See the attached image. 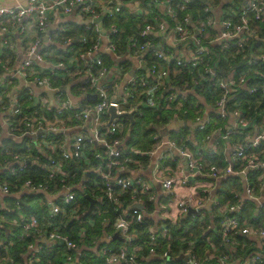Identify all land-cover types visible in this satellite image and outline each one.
<instances>
[{"label":"built area","instance_id":"2783aa9c","mask_svg":"<svg viewBox=\"0 0 264 264\" xmlns=\"http://www.w3.org/2000/svg\"><path fill=\"white\" fill-rule=\"evenodd\" d=\"M194 1L200 6L201 14L194 16L186 12L179 15L177 10L189 8ZM232 3V0H26L11 6L0 5V49L4 50V58H0V114L4 115L0 132L3 127L8 138L24 139L20 147L26 154L32 148L37 153L32 159H26L27 155L20 158L18 153H12L15 160L3 167L10 168L17 176L26 171L28 162L39 164L49 178L59 181L48 184L26 176L16 190H11L8 180L0 179V198L15 192H20L22 196L41 194L38 200L48 211V217L45 214H26L18 204L20 211L13 223L19 230L12 232L10 238L5 235L0 237V246L8 251L16 240L27 239L24 256L22 260H16L8 253L2 255L0 261L41 264L44 253L51 250L59 255L62 264H87L86 256L100 257L103 264H150L144 260L158 257L160 262L156 264H165L164 261L170 257L166 245L172 241L174 229L186 224L184 220L192 212L189 210L194 208L199 222L206 224V218L212 220L216 217V224L209 222L201 231L204 236L202 241L208 246L204 254L198 255L181 248L182 264H211L212 261L220 264H264V255L259 251L237 257L235 251L239 242L234 236L238 233L252 239L264 237V226H253L252 221L242 215L243 202L255 198V183H249L247 172L264 171V128L243 117L236 106L231 110L230 119V110L226 105L228 95L239 86L247 85L248 72L253 71L261 78L264 76V0H242L238 6ZM124 6L149 17L138 34L129 37L127 50L122 52L117 46L118 39L114 37L120 28L110 20ZM70 13H74L86 28L80 36L84 46L78 52H74L71 37L61 38L57 34V31L67 29L68 22L62 20L56 27L52 25L55 17ZM26 16H31L37 34L26 45L21 44L24 54L20 61H16V57L8 52L15 49V35L20 41H25L26 29L21 22ZM97 17H102L103 31L93 21ZM49 27L55 28L48 30ZM88 33L95 37L89 40ZM152 34L158 35L160 40L153 43ZM153 44L157 46V57H166L169 53L168 59L175 61L176 65H203L202 77L209 76L212 84L222 90L213 106L209 107L228 120L220 137L228 142L231 133L239 132L245 140L230 146L226 165L207 163L206 166L205 155L219 150L218 140L211 132L200 142L194 140V148L190 149L178 144L170 137L168 127L163 126L159 132L152 134L155 140L152 148L139 150L131 146L128 150L131 155L124 151L127 137L119 134L124 129L120 119L129 118L122 115L124 112L134 113L135 107L129 104V99L145 95L149 105H156L169 82V69L160 67L157 62L151 63L148 70L152 80L143 73H135L125 84L124 94L118 96V80L127 71L122 61L139 57ZM216 46L220 52L233 49L236 53L242 52L245 64L239 69L234 66L227 73L218 68L216 60L219 57L214 66L210 65L205 60L211 58V49ZM176 47H183L185 52L175 53ZM103 51L120 61L108 64L100 54ZM93 66L96 67L94 71ZM58 71L63 73H56ZM51 75L59 76L60 83H54ZM18 78L22 86L16 91ZM73 81L79 84L78 94H71L61 87ZM49 90L53 92L49 93ZM258 90L264 93V88L258 89L254 84L247 88L250 94ZM88 93H94L95 97H87ZM175 98L176 93L170 91L167 101L172 102ZM110 108H114L113 116ZM208 113L202 114L201 111L194 116V122H188L193 131L205 128ZM174 119L180 121L181 127L185 125L179 106H175L171 116V120ZM249 126L255 127L254 133L243 130ZM164 128H167L166 132H162ZM217 129L219 132L223 130L221 126ZM169 149L185 160L184 165L170 155ZM4 152L9 153L7 145H4ZM134 153L145 155V160L134 156ZM39 154L47 156L48 161L41 162ZM13 161L17 162L16 166L11 165ZM68 161L74 162L73 168H67ZM128 161L133 166L126 165ZM234 163H238L237 168ZM204 167H208L207 170ZM137 169L142 172L130 173V170ZM240 172L245 173L244 194L236 193L234 202L214 197L211 182H201L196 178L211 175L218 179ZM262 178L263 172H260L257 179ZM155 183L160 186L163 198L156 195L159 188ZM88 187L99 189L100 194H96L90 209L87 207L79 211L76 189L83 193ZM181 187H186V190H181ZM207 199L213 204L211 216L203 207ZM105 200L115 212L113 218L105 214L108 212ZM84 210L91 214L103 213L102 225L116 231L123 238V244L100 245L99 238L85 244L82 238L86 236L84 227L88 219L80 216ZM154 211H159L156 221L149 216ZM253 211L252 219H258L264 213V199L256 198ZM73 218L84 223L77 230L79 240L59 229L67 219ZM89 222L94 224L93 220ZM137 223L143 224L144 237L136 234ZM215 228L219 234L218 241H214L208 233ZM105 235L111 238V233ZM192 242L195 239L188 243ZM82 243L88 245L86 249L91 251L83 257ZM240 245L243 247L246 243L241 242ZM140 253L145 255L140 256ZM50 261V256H47L43 264Z\"/></svg>","mask_w":264,"mask_h":264},{"label":"trees","instance_id":"16d2710c","mask_svg":"<svg viewBox=\"0 0 264 264\" xmlns=\"http://www.w3.org/2000/svg\"><path fill=\"white\" fill-rule=\"evenodd\" d=\"M142 1L145 2L148 0ZM232 2V5L238 6L242 2V0H232ZM228 5H231V3H229ZM177 11L179 15H183L186 12H190L194 16L196 14H201L200 6L196 3V1L190 4L189 8L187 7L185 9ZM146 21V14H137L129 10L127 6H124L120 12H118L113 18H111L110 22L116 23L120 28V31H118L114 35V37L118 39L117 46L119 50H121L122 52L127 50L129 37L132 35H137ZM103 23L104 25H106L107 22L105 19ZM85 31L86 28L83 23L68 22L67 29L65 31L59 30L57 31V34L61 38L71 37L72 45L74 46V52H78L81 51L80 48L84 46V44L80 41V36ZM262 33H264V29L262 30ZM86 35L89 40L95 37V35L92 33H88ZM151 39L152 42L155 43L156 41L160 40V37L158 35L152 34ZM90 42L91 41H89L88 43ZM88 43L85 44L87 45ZM211 50L212 51L209 55V57L211 58L205 61H207L210 65L214 66L216 58L219 57V60L217 59L216 62H218V68L224 73H227V71L234 68V66H237L239 69L241 66H243V64H245V58H242V52L236 53L234 49L220 52L218 51L217 46L216 48L212 47ZM100 54L104 57L108 64H112L114 62L113 57L109 53L103 51L100 52ZM225 54L226 57L224 56ZM143 58L146 59V66H150L151 63L157 62L160 67H167L169 69V82L167 83L166 88L161 93L159 102L156 105H149L146 102L148 96L145 97V95L129 99V104L135 107V109L133 110V121H131L130 118L121 117L120 120L122 121L124 129L119 133L125 138L128 137L126 141V147L124 149V151H126V154H130L128 150L131 146L139 150H147L152 148L155 145V140L151 137L152 134L154 132H159L161 127L166 126V124L170 122L171 116L175 110V106H179V114L181 116V119L184 121L185 125L181 127V129L177 132L171 131L170 137L175 139L178 144H182L184 146L189 147L190 149H193L194 140L200 142L204 140L206 134L210 132L211 134L216 133L215 140H218L220 144L219 150L215 153H208L205 155L207 160L206 166L207 163L216 164L219 166L226 165L229 162L228 154L226 155V148L228 146L227 144L225 146L226 141L224 143V141H222L224 139H222L220 135L224 131V125L228 122L227 118L220 117L216 113L215 109H212L208 113L209 119L204 129H195L194 131H192L193 126L191 124H188V122L192 123L195 121L194 116L196 114L200 113L201 111L203 114L204 108L206 107L205 104L213 106L215 98L219 97L222 93V90L219 87L214 86L212 84V81L209 76L206 75L205 77H202L204 75V66L198 65L196 67H188L176 65L175 61H171L170 59H168V57H157L156 49L154 48H149ZM122 62L124 63L126 70H128L132 66V61L129 58H126ZM95 69L96 67L93 66L92 70L94 71ZM143 69H141V71L142 73H144L145 76V72ZM56 73L62 74L63 72L58 71ZM51 78L54 83H60L59 76L51 75ZM149 78L151 79V77ZM252 84L257 85L258 89L264 88L262 86V84L264 85V76L261 78L260 76L253 74V71L248 72L247 85L239 86L236 91H233V96L232 94L228 95L226 105L228 107V110H230L228 115L229 118L231 116V110L236 106L241 111V115L243 117L255 121L256 125L259 127L260 124L264 123V93H261L260 90H258L254 94L248 93L247 88ZM170 91L176 93V98L172 102L167 101V96ZM72 92L74 94H78L80 92L78 82L72 85ZM201 98H203L204 101L201 100ZM219 126L223 128V130L220 132L217 129V127ZM243 130L251 134L254 132V127L249 126L243 128ZM190 131L193 138L188 135L190 134ZM228 140L230 145L239 140V142L245 141L243 135L239 132L231 133ZM23 141L24 139L19 141L18 139L7 138L0 145V179H7L10 184L11 190H16L20 181L26 176H32L48 184L59 183L58 179L49 178L42 166L39 164L36 165L28 162L26 164V171L17 176L12 174L10 168L3 167L4 164L15 160L12 153H18L20 158H22L23 156L25 157L27 155L26 159H32L34 156L37 155L36 149L34 148L28 151L29 154H26L24 150L20 147ZM4 145H7V151L9 153L4 152ZM133 155L140 157L144 160L146 157L145 155H142L140 153H134ZM38 158L41 162L48 161V157L42 154H39ZM16 164L17 162L13 161L11 165L16 166ZM126 165L133 166L131 163H129V161L126 163ZM73 167L74 162L68 161L67 168L71 169ZM234 167L237 168L238 163H234ZM204 168L207 170L208 167ZM260 172H263V178L261 180H258L257 176ZM247 177L249 183H255V191L256 189L264 185V171L249 170L247 172ZM242 185L243 183L238 173L231 174L220 182L218 192L219 194H221L223 201L234 202L236 200V193H240L242 195ZM76 193L78 194L79 198V211H81L84 208L89 207V198L87 197V195L95 199L96 194H100V190L88 187L83 193L80 190L76 189ZM39 197H42V195H26L27 200H29L30 198ZM0 199L10 205V207H13V210H10L6 214L9 215L6 217L8 222L5 223L4 219V224L8 226L9 221H11V218L17 213L16 203L22 205V202H20L16 197L13 196H6ZM104 203L108 207V212L105 214L108 215L110 218H113L115 216V212L113 211L112 206L107 200H105ZM248 203L249 205H247ZM243 204L246 205H243L244 207L242 206V215L244 216V218L249 220V222L252 221L251 223H253V226L262 228V226H264V213H261L258 219H252V214L254 213V211L252 210L251 212V210H249L250 206L254 204L252 202V199H246ZM0 208H2L1 203ZM25 209L29 210L31 208H29V206H25ZM29 213H34L36 215L45 214L48 217V211L46 206H42V209L40 211H36L32 208L31 212ZM102 214L103 213L91 214V212H87L85 210L82 211V214L80 216L82 218L88 219V223H86L84 227L86 231V236L82 238L85 244H91L92 240L98 238L100 232L104 229V227L102 226ZM63 220H65V218H63ZM89 220H93L94 224L91 225ZM209 222L216 224V217H213L212 220H210V218H206V224ZM184 223L186 224H183L182 226L176 227L174 229L173 239L172 241H169V243H167L166 245V247L168 248V255L171 258L166 259V261H164L165 264H182L183 258H181L179 255L181 248L183 250L189 249L191 252H196L198 255H202L205 253L208 247L206 242L202 241L204 236H202L201 232L206 224H202L201 222H199L198 214L196 212H190L184 220ZM82 224L84 223L80 222L77 218L67 219L65 225L61 224L59 226V229L64 233H68L73 239L79 240L77 230L79 227L82 226ZM142 225L143 224L141 223H137L135 225V232L140 237L145 236ZM12 227L15 229H19V227H15V225H13ZM208 233L214 241L219 240V234L216 232V228L210 230ZM4 235L6 236V238L11 237V233H4ZM234 236L239 242L236 246L235 251L237 257H241L243 254L251 253L253 251H259L264 255V237H259L261 246H258L256 245V239L248 238L247 236L240 235L238 233H236ZM192 239H195V242L189 244V240ZM26 241L27 239L16 240L15 243L8 248V251H6L3 247L0 246V257L9 253V255H11L14 259L22 260L24 256L23 252L26 247ZM241 242H245L246 246L242 247L240 245ZM59 244L62 245V243ZM53 254L54 253L51 250L46 251L44 253L45 256H43L44 262L47 256L51 257ZM144 255L145 253H140V256ZM86 257L87 264H103L102 258L100 257ZM43 260L41 259V264H43ZM144 261H148L150 264H156L159 262L158 259H147ZM0 264L8 263L0 261ZM51 264H59L57 257H52ZM211 264L220 263L212 261Z\"/></svg>","mask_w":264,"mask_h":264},{"label":"crops","instance_id":"0c3cea01","mask_svg":"<svg viewBox=\"0 0 264 264\" xmlns=\"http://www.w3.org/2000/svg\"><path fill=\"white\" fill-rule=\"evenodd\" d=\"M26 2V0H0V5H7V6H11V5H14L15 3H25ZM131 11H133V10H131ZM134 12V11H133ZM147 15V17H149V15L148 14H146ZM30 18H31V16H26V17H24V19L22 20V25L24 26V28L26 29V33H25V41L24 40H22V41H20L19 40V38L15 35V37H14V40H15V49L14 50H11L10 52H8L9 53V55L10 56H12V57H16L15 58V60L16 61H20L21 59H22V57H23V54H24V52H23V50H24V47H23V50L21 51V44H24V45H26L28 42H30L31 40H32V38H33V36L34 35H36L37 34V29H36V27L33 25V23H32V20H30ZM62 20H65V21H67V22H82V21H80V20H78L77 18H76V15L74 14V13H70V14H68V15H60V16H58V17H55L54 18V20H53V23H52V25L53 26H55V25H57V24H59ZM18 25H19V23H18ZM56 27V26H55ZM55 27H49V29L48 30H50L51 28H55ZM100 28H102L103 29V26L102 27H100ZM15 29H17V26L15 27ZM163 39V38H162ZM162 39H161V41H162ZM46 41V39L44 38V42ZM156 42H158V41H156ZM163 42V41H162ZM162 44V43H161ZM160 44V45H161ZM168 44H170V42L168 41ZM163 45V44H162ZM153 46H156L155 44H153L150 48H154ZM165 48H167L166 47V45H163ZM178 46V45H177ZM158 48H160L159 46H158ZM174 48V47H173ZM173 48H171V49H173ZM154 49H157V46H156V48H154ZM169 49V48H168ZM149 50V49H148ZM148 50H146L145 52L143 51L142 53H141V55L139 56V57H137V58H135V59H132L131 61H132V66L124 73V76L123 77H121L119 80H118V84H117V95L118 96H120V95H123L124 94V87H125V84L127 83V81H128V79H130L132 76H133V74H135V73H142V71H141V69H143V68H145V69H143L144 70V72H145V76L146 77H151V74H150V71L148 70V65L146 66V64H145V61H146V59H144L143 57H144V55L147 53V51ZM169 52V51H168ZM177 52H179V53H184L185 52V49L182 47V48H178V47H176L175 48V53H177ZM169 53H167L166 54V57H168V58H170V55H168ZM171 54V53H170ZM173 54H171V56H172ZM4 56V50L3 49H0V58H4L3 57ZM130 69H132V73H130L129 71H130ZM144 74V73H143ZM74 82V81H73ZM73 82H71L70 84L69 83H65L66 85H68L69 86V91L68 92H71V93H73L72 92V83ZM75 83V82H74ZM15 88H16V91L17 90H19V89H21V86H22V82H21V80L18 78L17 79V81H16V84H15ZM34 89H36L35 87H34ZM201 100H203V98H201ZM204 101V100H203ZM205 108H204V113H208V111H210L211 109H209V107L211 106V105H209V104H205ZM3 118H4V115H2V114H0V122H2V120H3ZM231 119V118H230ZM177 122H179V123H177ZM171 123H172V125H171ZM166 126L168 127V133L169 132H171V131H175V130H177V129H179V128H181V123H180V121L179 120H176V119H174V120H171L168 124H166ZM259 128H264V123L263 124H260L259 125ZM192 131H193V129H192ZM254 132H255V127H254ZM253 132V133H254ZM191 138H193V136H192V134H191V131H190V134H188ZM213 138L216 136V134L214 133L213 135ZM8 138V133L3 129V127H2V130H1V132H0V144L2 143V141L3 140H6ZM222 141H224V143H225V140H222ZM126 142V141H125ZM217 143H218V146H220V144H219V142L217 141ZM226 144H227V148H226V155L228 154L229 155V149L231 148L230 146H232V144L230 145L229 144V140H228V142H226L225 143V146H226ZM169 153H170V155L171 156H173V157H175L176 159H179V161H180V163L182 164V165H184V163H185V160L183 159V158H180V157H178V155H177V152L176 151H174L173 149H169ZM133 169V168H132ZM139 172H142L140 169H137V170H130V173L131 174H137V173H139ZM146 174V173H145ZM148 174V173H147ZM231 175V174H230ZM196 178H198L201 182H211V184H212V186H213V188H212V193L214 194V197H216V198H220V199H222V196H221V194H219V192H218V189H219V186H220V182L224 179L223 177V179L221 180V181H219L218 179H214V178H209V177H206V176H204V175H200V176H198V177H196ZM195 178V179H196ZM242 180V179H241ZM262 182V181H261ZM219 183V184H218ZM242 183H243V181H242ZM243 186V185H242ZM158 188L159 189H156V195H160V197H162L163 198V195L161 194V189H160V186H158ZM181 190H186V187H181L180 188ZM243 192V191H242ZM244 193H242V195H243ZM1 196V195H0ZM9 196H13V197H16L19 201H22V210L26 213V214H28L29 212H31V209L33 208V209H35L36 211H40L41 209H42V206L43 205H41V201L40 200H38V198H30L29 200H27L26 199V196H22V194L20 193V192H15L14 194H11V195H9ZM254 196H255V198H250V199H252V202L254 203L253 205H251L250 206V208H249V210H251V212H252V210L255 208V204H256V198H259V199H264V185L262 186V187H260V188H258V189H256V191L254 192ZM3 198V197H2ZM41 198V197H40ZM25 199V200H24ZM49 198H47V200H48ZM248 200V199H247ZM231 202V201H230ZM0 203H1V207L2 208H0V209H2V210H0V237H4V233L5 234H8V233H12V232H17L19 229L17 228V229H15V228H13L12 226L14 225V223H13V220L14 219H17V217H18V212L20 211V209H19V207H18V204L16 203V208H17V213H16V215H14L12 218H11V221H9V225L8 226H6L5 224H4V219H5V223L6 222H8V220L6 219V217L7 216H9V215H6L10 210L12 211L13 210V207H10V205H8L6 202H4L2 199H0ZM244 205V204H243ZM247 205H249V203L247 204ZM25 206H29V208H31V209H25ZM244 206H246V205H244ZM243 206V207H244ZM4 207V208H3ZM203 207H204V210L207 212V214L208 215H210L211 216V213L213 212V204L211 203V201L209 200V199H207L206 201H205V203H204V205H203ZM7 208H9L8 210H6ZM4 214H5V217H4ZM150 216V218L152 219V221H156L157 219H158V217H159V211H154L151 215H149ZM103 226V225H102ZM15 227H18V226H16L15 225ZM104 227V226H103ZM212 227V226H211ZM106 233H111V238L110 237H108V235H105ZM114 233H116V231H114L111 227H104V229L100 232V234H99V236H98V238H99V240H98V243L100 244V245H103V244H112V245H117V244H114L113 243V241L114 240H117V241H120L121 242V244H123V238L120 236V235H118V236H114ZM121 244H119V245H121ZM256 245H258V246H261V243H260V241H259V238H256ZM87 246L88 245H85V244H81V246H80V249H81V257H83L86 253L88 254V253H90L91 251H89V250H87L86 248H87ZM53 256H55V257H57V259H58V263L59 264H62V262L60 261V258H59V255H57V254H53L50 258H51V261L49 262V263H47V264H51V262H52V257ZM152 259H158L159 260V258L158 257H152L151 258V260ZM160 262V261H159ZM158 262V263H159ZM163 262V261H162ZM161 262V263H162Z\"/></svg>","mask_w":264,"mask_h":264},{"label":"water","instance_id":"95a60500","mask_svg":"<svg viewBox=\"0 0 264 264\" xmlns=\"http://www.w3.org/2000/svg\"><path fill=\"white\" fill-rule=\"evenodd\" d=\"M203 1V0H202ZM86 21H90V19H86ZM93 21L94 22H97L98 23V25L100 26V27H102V17H97V18H95V19H93ZM102 31H103V29H101ZM154 48H156V46H153ZM118 61H120V59H118V58H115L114 59V62L116 63V62H118ZM130 73H132V69H130V71H129ZM64 89V88H63ZM87 97H92V98H94L95 97V94L94 93H88L87 94ZM110 112H111V115L113 116L114 115V108H110ZM122 115H128L129 116V118L131 119V121H133V113L130 111V112H124V113H122ZM167 131V128H164L163 129V132H166ZM70 131H68V133H69ZM128 138V137H127ZM29 161V160H28ZM247 170V169H246ZM245 170V171H246ZM238 175L241 177V179H242V181H244V179H245V173L244 172H240V173H238ZM204 176H206V177H209V178H213L211 175H204ZM228 177V175L227 176H224L223 178L225 179V178H227ZM223 178H218V180L219 181H221ZM156 185H157V187L159 186L157 183H155ZM219 184V183H218ZM87 197L89 198V209L93 206V203H94V201H95V199L93 198V197H91V196H88L87 195ZM189 211H192V212H195V209L194 208H191ZM114 236H118V233H114ZM171 257H167V259H170Z\"/></svg>","mask_w":264,"mask_h":264},{"label":"rangeland","instance_id":"374dc122","mask_svg":"<svg viewBox=\"0 0 264 264\" xmlns=\"http://www.w3.org/2000/svg\"><path fill=\"white\" fill-rule=\"evenodd\" d=\"M61 87L64 88L65 90H67V91H69V89H70L69 86L66 85V84L61 85ZM48 92H49V93H52L53 91H52V90H49ZM71 94H72V93H71ZM73 95H74V94H73ZM177 123H179V122H177ZM171 125H172V123H171ZM113 243H114V244H117V245L121 244V242H120V241H117V240H114Z\"/></svg>","mask_w":264,"mask_h":264}]
</instances>
